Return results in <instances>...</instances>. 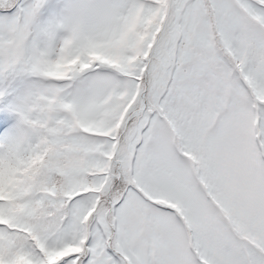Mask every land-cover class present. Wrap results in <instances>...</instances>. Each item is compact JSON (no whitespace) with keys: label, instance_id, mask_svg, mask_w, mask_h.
Segmentation results:
<instances>
[{"label":"snow or ice","instance_id":"obj_1","mask_svg":"<svg viewBox=\"0 0 264 264\" xmlns=\"http://www.w3.org/2000/svg\"><path fill=\"white\" fill-rule=\"evenodd\" d=\"M0 264H264V0H0Z\"/></svg>","mask_w":264,"mask_h":264}]
</instances>
